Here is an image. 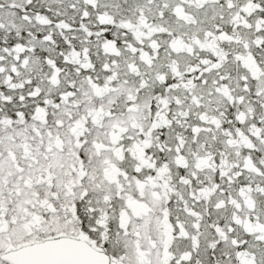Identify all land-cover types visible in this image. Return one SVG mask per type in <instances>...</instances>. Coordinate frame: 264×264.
<instances>
[{"label":"snow or ice","instance_id":"6c2138e0","mask_svg":"<svg viewBox=\"0 0 264 264\" xmlns=\"http://www.w3.org/2000/svg\"><path fill=\"white\" fill-rule=\"evenodd\" d=\"M0 264H264V0H0Z\"/></svg>","mask_w":264,"mask_h":264}]
</instances>
